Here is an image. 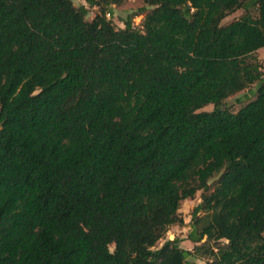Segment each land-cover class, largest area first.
Wrapping results in <instances>:
<instances>
[{
  "label": "trees",
  "instance_id": "obj_1",
  "mask_svg": "<svg viewBox=\"0 0 264 264\" xmlns=\"http://www.w3.org/2000/svg\"><path fill=\"white\" fill-rule=\"evenodd\" d=\"M126 1L0 0V264H264V0Z\"/></svg>",
  "mask_w": 264,
  "mask_h": 264
},
{
  "label": "rangeland",
  "instance_id": "obj_2",
  "mask_svg": "<svg viewBox=\"0 0 264 264\" xmlns=\"http://www.w3.org/2000/svg\"><path fill=\"white\" fill-rule=\"evenodd\" d=\"M76 5L86 4L85 0H74ZM144 6L143 0H127L122 5L114 6L112 7L113 14H108V17L111 18L114 22V24L119 27L123 28L125 27L124 19L127 18L129 15L138 12L140 8ZM89 14L88 19H92L99 11L98 7H89ZM243 14V10H238L230 15H228L224 20L223 23H229L232 20L240 17ZM145 15H138L134 18V23L136 26H140L143 18ZM258 56L260 57V60L262 62V69L264 71V49H260L258 51ZM253 91H255V87L253 86ZM255 97V93L251 92L249 89H245L244 91H241L231 97H229L226 100V105L232 110V111H238L245 103H247L250 99H253ZM214 105L210 104L208 106H205L203 110H213ZM216 179V178H215ZM214 179V180H215ZM202 191H198L194 198H187L184 199L181 202L180 207V214L184 220L181 224H174L172 225L167 234L164 236L163 239H161L157 246H161L166 240L168 239H174L177 238L180 240V245L187 249H192L195 246V243L190 241L188 239V234L192 227V213L194 210V207L202 200L201 198ZM114 249V245L111 247ZM196 262L198 264H208V259L206 258H197Z\"/></svg>",
  "mask_w": 264,
  "mask_h": 264
},
{
  "label": "crops",
  "instance_id": "obj_3",
  "mask_svg": "<svg viewBox=\"0 0 264 264\" xmlns=\"http://www.w3.org/2000/svg\"><path fill=\"white\" fill-rule=\"evenodd\" d=\"M264 49V48H263ZM262 50V49H261ZM260 51V50H259Z\"/></svg>",
  "mask_w": 264,
  "mask_h": 264
}]
</instances>
